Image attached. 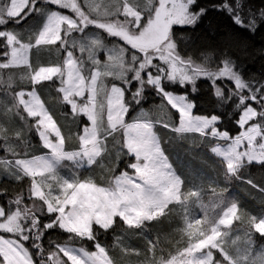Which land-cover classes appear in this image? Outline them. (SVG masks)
I'll use <instances>...</instances> for the list:
<instances>
[{"label":"snow or ice","instance_id":"1","mask_svg":"<svg viewBox=\"0 0 264 264\" xmlns=\"http://www.w3.org/2000/svg\"><path fill=\"white\" fill-rule=\"evenodd\" d=\"M48 5H54L55 9L46 7ZM100 7L88 0L83 4L79 0H0V48L4 49L0 56L7 58L0 61V70L22 68L25 74L21 79L31 85L28 90L5 91V95L12 97L10 105L0 99L3 104L0 140L4 142L0 148L13 157H0V171L17 183H22L25 178L29 181L26 194L21 189L9 195L7 187H0V197L9 196L7 207L0 204V232L18 237L0 236V264H72L73 260L77 264H114L109 259L108 249L97 241L101 232L108 234L117 227L140 228L145 221H159L175 210L167 207L172 203L182 206L183 214H187L189 209L183 207L184 202L198 194L182 189L183 181L174 173L164 154L161 138L154 131L156 123L177 134L198 133L202 142H209L206 145L212 138L226 142V148L210 147V151L221 158L226 175L240 178V170L247 165L264 164V91L261 82L245 81L235 70L234 62L226 56L215 68L191 58H181L177 49L187 35H177L173 27L178 26L180 30L194 28L201 17L214 10L231 17L232 24L251 30L264 23V18L255 15L249 18L245 11L249 7L246 0L243 3L242 0H212L208 4L198 0H147L143 5L136 0H115L103 12ZM57 9H68L75 18ZM121 16L123 20L119 19ZM30 17L42 18L43 23L29 34L28 42L20 31L2 27L10 22L22 24ZM90 26L118 38L123 44L107 43L99 34L87 32ZM74 33L81 35L77 37ZM57 44L56 52L65 53L62 61L48 66L30 63L32 48ZM101 53H104L103 57ZM106 77L119 80L120 86L112 84L109 87ZM200 78L207 79L212 85L218 107L238 104L237 125L244 129L239 135L233 138L218 128L219 115H194L196 102L188 94L167 90L168 85L179 84L181 88L191 86L194 94L196 81ZM54 79L59 82L56 91L62 94V104L70 106L73 122L79 123V117L83 116L90 124H85L77 134L79 151L65 150L69 137L63 134L60 122L39 95L37 86ZM218 81H229L231 86H222ZM14 88L12 75H8L7 80L0 75V89ZM149 88L166 102V105L162 103V111L170 106L179 113L178 127L165 119H144L145 115L132 117L131 122L126 120L135 105H142L144 93ZM64 115L67 117L68 113ZM29 117L32 122L27 129L16 125V118L27 123ZM33 129L50 156L24 158L11 143L14 139L27 145L25 132ZM109 138L113 145H120L115 157L108 147ZM125 156L133 158L127 164L132 173L123 170L117 174L115 169ZM63 160L77 161L78 166H82L80 161L86 160L89 166L106 169L112 178L105 185L92 178L80 179L75 174L71 179L63 178L55 167ZM86 188L102 193L101 199L90 204L84 192ZM26 199L30 203H25ZM153 208L162 211L153 212ZM200 209L207 216L208 206L201 203ZM237 210L235 206L230 208L220 224H230ZM44 216L48 220L42 223ZM255 219L256 232L264 237V218ZM191 227L187 224L188 229ZM56 228L68 233L70 240L92 242L94 250L83 244L75 247L66 242L46 253L36 241H40L47 230ZM112 234L113 246H116L122 237ZM185 234L191 235L187 229ZM218 235L213 228L212 234L190 241L175 254L161 257L160 264H205V261L237 264L236 258L218 244ZM29 239L33 241L35 254L23 243ZM149 244L150 250H154L155 244L151 241ZM203 248L208 251H202ZM34 257L42 258L36 260ZM244 259L247 262V257Z\"/></svg>","mask_w":264,"mask_h":264},{"label":"trees","instance_id":"2","mask_svg":"<svg viewBox=\"0 0 264 264\" xmlns=\"http://www.w3.org/2000/svg\"><path fill=\"white\" fill-rule=\"evenodd\" d=\"M198 2L208 4L212 0H198ZM243 2L245 0H242ZM246 2L249 7L245 11L248 13L249 18L253 15L264 18V0H246ZM35 21H37V18H31L30 23L25 21L18 25L10 22L5 27L9 29L19 28L24 40H26L25 42H28L29 34L36 29ZM41 22L42 20L39 19V23ZM173 27L177 35H187L185 42L181 43L177 49L181 58H191L199 64H207L209 67L215 68L220 63L221 58L226 56L234 62L235 70L240 73L245 81L261 82V90L264 91V23L259 24L258 27L254 26L251 30L248 27L240 28L231 23V17L220 15L214 10H210L209 14L200 18V22L194 28L188 27L180 30L178 26ZM35 52L37 54L33 58L34 65L41 66L55 64L57 63L55 59L61 60L65 54L64 52L57 53L56 47H50L46 50L40 48ZM217 83L222 86H231L229 81H218ZM120 84L119 81L118 86ZM195 87L197 91L194 94L191 91V86L181 88L179 84H170L167 86V90L177 94H188L189 98L195 99L196 102V107L193 109L194 115H219L220 123L217 127L222 131H227L233 138L239 135L243 129L237 125V120L240 117V112L237 110L238 104H226L224 107H218L216 97L213 95L212 85L207 79L197 80ZM55 89L52 83L47 82L40 87L41 96L54 118L60 122L62 130L69 138L74 139V135L78 133V124L73 122V118L71 119L68 108L60 102V93H57ZM224 91L227 93V87H225ZM233 99L235 100V97ZM162 103L166 105V102H162L161 97L149 88L144 93L142 105H135L127 120L131 122L135 113L144 109L149 113H156L158 121L165 119L178 125L179 113L171 109L170 106H167L162 111ZM253 106L258 107L257 105ZM64 113H68L67 117H65ZM162 114L166 115V118H159ZM254 122L252 121L251 123ZM157 133L161 138L164 154L167 156L174 171L183 181L182 189L185 192L192 190L200 198L205 199L213 195L232 194L238 207V215L242 217V221H238L235 228L240 227V230H245L244 234H242L243 237L252 236L250 224L256 220L255 218L264 217V191L259 190L264 189V164L254 163L247 165L240 170V178L226 175L221 158L210 151L211 146H216L220 143L219 140L212 138L210 139V144L206 145L209 142H202L199 134L180 135L162 126L157 128ZM31 138L36 145L30 148V151H33L32 148L36 147L34 148L36 149L34 156L47 152L40 147V141L34 132H31ZM71 143L67 142V150L79 149L77 141H74V144ZM109 143L111 145V155L115 157L120 145L119 143L113 145L112 141ZM15 145L19 147L21 143L16 141ZM28 145L29 143H27V147ZM4 154L5 151L2 152L0 149V156ZM131 161L132 158L129 161L127 156L124 157L115 172L119 173L127 170L132 173V169L127 168V164ZM88 172L89 175L96 179V182L102 185H105L112 178L106 169L96 166ZM248 181L252 183H248ZM28 183V178H25L22 183H17L8 177H3L0 180V187H7L9 195H13L21 189L26 194ZM213 188H215V192L211 191ZM8 199V195L0 197V204L7 207ZM27 201L26 199L25 203H30ZM196 201L195 197L191 198L192 204ZM181 207L171 204L168 208H174V211L165 215L159 221L148 222L140 228L120 229L117 227L112 232L116 236L122 237V239L116 246H113L112 232L108 234L101 232L97 236V241L108 249V255L114 264H160L161 257H168L169 253L175 254L178 249L185 247L191 241L189 235L185 234L187 214H183ZM183 207L185 206L183 205ZM186 208L188 209V206ZM41 220L42 223L47 222L48 217H41ZM12 238L18 239L15 236H12ZM150 241L155 244L154 250H150ZM36 242L41 243L46 253L55 250L57 245H62L66 242L75 247H80L83 244L89 250H94L92 242L80 241L76 238L70 240V235L58 228L47 230L41 240ZM23 243L25 247L35 254L36 249L32 248L33 241L31 239ZM251 243L256 248H264V237L253 233ZM251 243L249 241L250 245H252ZM34 258L38 260L42 257Z\"/></svg>","mask_w":264,"mask_h":264},{"label":"rangeland","instance_id":"3","mask_svg":"<svg viewBox=\"0 0 264 264\" xmlns=\"http://www.w3.org/2000/svg\"><path fill=\"white\" fill-rule=\"evenodd\" d=\"M79 2H81L83 4L84 0H79ZM136 2L140 3L141 5H143L144 3H147V0H144V2H142V0H136ZM88 3L100 5L101 6L100 7V11L103 12L105 7L113 5L115 3V0H88ZM46 7H50V8L52 7L53 9H55L54 5H48ZM57 10L62 12L63 14H66V15H69V16H72L73 18H75V14L72 13L68 9H57ZM85 10L87 11V9H85ZM93 15H95V14L93 13ZM107 18L108 19H115L116 17H107ZM34 19H36V18H34ZM39 19L42 20V18L37 17V21H35L36 22V25H35L36 29H34L33 32L38 30L40 28L41 24L43 23V20H42L41 23H39ZM119 19L123 20V17L121 16V17H119ZM30 20H31V17L28 20H26L27 23ZM2 27H5V26H2ZM12 30L20 31L19 28L12 29ZM86 31L89 32V33L99 34V36L102 37L109 44H111L112 42H117V43L123 44V42L119 41L118 38L109 37L102 30L96 29L93 26H90ZM73 35L79 37L81 34L80 33H74ZM57 46H58V44L57 45H46V46L42 45V46H39L38 48H35V47L32 48L30 50V52H29L30 63H32L34 65L33 58H34V55L37 54V52L34 53V51H36L37 49L41 48V49H45L46 50V49H49L50 47H56L57 48ZM125 47H127V46H125ZM3 50L4 49L0 48L1 52ZM64 55L62 56V59H63ZM76 55L79 56L80 53L77 51ZM101 56L103 57L104 53H101ZM0 59H1L0 61H3V60H6L7 58L3 57V56H0ZM62 59L61 60L55 59V61L57 63H59L60 61H62ZM42 66H45V65H42ZM46 66H48V65H46ZM24 74H25V70L22 69V68L0 70V75H3V78L5 80H7L8 75H12L14 83H15V88L12 89V90L0 89V99H2L4 101H7V103L10 105L11 104V100H12L11 95H5V91L10 93V92H12V91H14L16 89H21V88L25 89V90L30 89L31 85L28 83V81L26 79H24V80L21 79V77ZM200 79H205V78H200ZM47 82L52 83L55 86L56 89L59 87V82L57 80H55V79L53 81H45V82H43V84H45ZM105 82L110 87L112 84H116L117 83L116 85H118L119 80H115L112 77H106ZM42 85L37 86L40 96H41V93H40V88L39 87H41ZM60 95H62V94H60ZM41 99L44 101L42 96H41ZM60 99H61V96H60ZM101 99H102V97H101ZM60 102H61V100H60ZM45 105H46V103H45ZM63 106L68 108V112H69L70 117L72 119L70 106H67V105H63ZM46 107H47V105H46ZM2 109H3V104H0V110H2ZM24 115L26 116V114H24ZM140 116H144L143 117L144 119H150L152 121H158L157 120L158 116L156 115V113H149L148 111H146L144 109L140 110L139 112H136L134 117L139 118ZM127 117H126V120H127ZM164 117L166 118V115H164V114L159 116V118H164ZM105 120H106V115H105ZM31 122H32V118H30V117L27 118V123H25L24 121H20L19 118H16V120H15L16 125L21 126V127L25 128V129H27L28 124H31ZM251 122L252 121H250V123ZM77 124H78V133H80L82 127L85 124H89V122L87 121L86 117L81 116V117H79V123H77ZM89 126H90V124H89ZM159 126H161V125L159 123H156L155 126H154V131L157 132V128ZM176 126L178 127L179 123ZM243 131H244V129H243ZM31 132H34L36 134L34 129L31 130V131H26L25 132V135L27 134L26 137H27V141L29 143L28 147H27V145H24L22 143H21V145H19V147H17L15 145L16 140L13 139L11 141V143H13V145L16 146L17 151L20 154V156L24 157V158H28V159H32L33 156H34L33 154L36 153V152H34L36 150L34 148H36V147L32 148L33 151H30V148L35 145L32 142ZM63 134L65 136H67V134L64 131H63ZM77 134L74 135V139L73 138H69L67 140V142L68 143L72 142L73 144H74V141L78 142ZM183 134L184 135H187V134L194 135V134H198V133H183ZM37 137H38V139L40 141V147L42 148V150L45 149L43 147L42 142H41V140H40L38 135H37ZM110 139L111 138H109V142L111 141ZM67 142H66V145H65V150L66 151H79V149L67 150ZM3 143L4 142L2 140H0V144H3ZM78 144H79V142H78ZM108 147H109V149H111L110 143H108ZM220 147L221 148H226L227 147V143L224 142V144L220 145ZM0 149H1L2 152L5 151L3 148H0ZM45 150L47 151L45 154L37 155V156H50L49 150L48 149H45ZM0 157H6L8 159H12L13 158L6 151H5V154L1 155ZM127 158L130 161L132 157H128L127 156ZM132 160H133V158H132ZM121 161H122V159L120 160V162ZM79 164L82 165V166H78V162L77 161L63 160L59 164H56L55 167H56L57 174L59 176L63 177V178L71 179V177L75 174V176L80 178V179L92 178V179H94L96 181V179L92 175L88 174L89 173L88 171H90L95 166L87 165L86 160L80 161ZM172 169H173V167H172ZM173 171H174V169H173ZM174 173L177 175V173L175 171H174ZM87 175H88V177H86ZM3 177L7 178L8 176L6 174H4L2 171H0V180ZM84 192H85V194L87 196V199H88V202L90 204H94L96 201L100 200L102 195H103L102 193H98L94 189H87L86 188V189H84ZM195 198H196L197 201L194 204H192L191 199L184 203V206L185 207L188 206V209H189V211L187 212L186 221H187V224H191L192 227L190 229H188L187 226H186V229H187L188 232L191 233V235H189L191 241H195L197 238L203 239L206 235L212 234V229L215 228L216 231L219 233V235L217 236L218 244L223 246L224 250L226 252H228L232 257L236 258L237 264H253L254 261H255V264H262V262H264V248L263 247H257L256 248V246L253 245V243H251L253 233L254 234H259L258 232H256V228L254 227V225L257 222L256 220L253 221L252 224H250L251 225L250 228L252 230V236L250 235L248 237H243V235H242V234H244L245 230H240V227H237V229L235 228V225H237L238 221H242L241 215H238V210L236 212V216L233 217L232 222L230 224H220V220L225 218V213L228 212L230 208H232L234 206L237 207V204L235 203V200H234V197H233L232 194L216 195V196L213 195L211 197H208L207 199L200 198L197 195ZM27 202H29V201H27ZM201 203L208 206L207 216H205V214L200 209V204ZM172 204H175V203H172ZM215 204H219L220 206L219 207H213V205H215ZM170 205L171 204H169L167 207H169ZM97 211H99V209H97ZM152 211L153 212H160L162 210L153 208ZM260 218H264V217H260ZM148 222H151V221H145L143 226L146 223H148ZM21 223H23V221H21ZM10 235H11V237H10ZM0 236H3L5 238L15 239V238H12L13 235L10 234V233L0 232ZM244 238H246V239H244ZM249 241H250V243L252 245L249 244ZM202 251L207 252L208 249L207 248H203ZM244 257H247V262L245 261ZM0 259H2V257H0ZM109 259H110V257H109ZM72 264H77V261L73 260ZM205 264H210V261H205Z\"/></svg>","mask_w":264,"mask_h":264},{"label":"bare ground","instance_id":"4","mask_svg":"<svg viewBox=\"0 0 264 264\" xmlns=\"http://www.w3.org/2000/svg\"><path fill=\"white\" fill-rule=\"evenodd\" d=\"M108 39V38H107ZM106 79V78H105ZM40 88V87H39Z\"/></svg>","mask_w":264,"mask_h":264}]
</instances>
